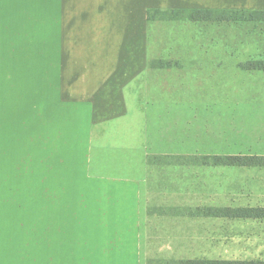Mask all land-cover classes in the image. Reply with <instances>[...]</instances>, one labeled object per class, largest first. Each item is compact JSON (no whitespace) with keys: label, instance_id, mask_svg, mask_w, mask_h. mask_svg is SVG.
<instances>
[{"label":"crops","instance_id":"0c3cea01","mask_svg":"<svg viewBox=\"0 0 264 264\" xmlns=\"http://www.w3.org/2000/svg\"><path fill=\"white\" fill-rule=\"evenodd\" d=\"M151 9L264 0H0V264H146L148 158L197 155L149 152Z\"/></svg>","mask_w":264,"mask_h":264},{"label":"rangeland","instance_id":"374dc122","mask_svg":"<svg viewBox=\"0 0 264 264\" xmlns=\"http://www.w3.org/2000/svg\"><path fill=\"white\" fill-rule=\"evenodd\" d=\"M148 50L151 60L173 66L149 75L150 153L264 156V74L239 67L264 61V23L154 21ZM210 70L222 82L206 81ZM155 163L149 171L148 203L155 214L147 221L146 259L264 261V220L179 218L167 211L204 204L264 207V170Z\"/></svg>","mask_w":264,"mask_h":264},{"label":"trees","instance_id":"16d2710c","mask_svg":"<svg viewBox=\"0 0 264 264\" xmlns=\"http://www.w3.org/2000/svg\"><path fill=\"white\" fill-rule=\"evenodd\" d=\"M147 21H189L192 23H232V22H248V23H264V11H224L217 12L212 10H159L151 9L147 11ZM152 65H164L161 62H154ZM246 71H264V62H247L242 66ZM193 158L189 156H155L148 158V165L155 161L162 164L170 162H201L206 165L211 162L214 166H228L239 168H264V156L257 155H226V156H200ZM168 212H174V217L179 218H217L228 220H264V207H228V208H211L196 207L191 208H171ZM177 211V213H175ZM155 214V210H146L148 218ZM159 216H163L159 212ZM146 264H264V261H225V260H209V259H179L170 261H154L146 260Z\"/></svg>","mask_w":264,"mask_h":264}]
</instances>
